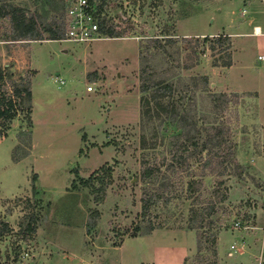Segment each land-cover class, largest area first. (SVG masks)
<instances>
[{"label":"rangeland","instance_id":"1","mask_svg":"<svg viewBox=\"0 0 264 264\" xmlns=\"http://www.w3.org/2000/svg\"><path fill=\"white\" fill-rule=\"evenodd\" d=\"M3 1L53 16L40 0ZM104 1L120 37L13 40L0 17V72L30 75L33 93L31 130L19 112L0 138V217L12 227L0 236V264H264V35L247 34L264 26V0ZM207 35L230 36L231 66L216 65L226 58ZM143 69L174 84L176 105L200 127L225 128L239 167L220 175L192 148L176 163L181 131L165 113H143ZM147 165L159 168L150 183ZM102 167L109 184L94 193L79 178ZM145 186L162 194L146 217ZM212 201L204 227H191L190 208ZM31 214L37 230L23 234Z\"/></svg>","mask_w":264,"mask_h":264},{"label":"trees","instance_id":"2","mask_svg":"<svg viewBox=\"0 0 264 264\" xmlns=\"http://www.w3.org/2000/svg\"><path fill=\"white\" fill-rule=\"evenodd\" d=\"M0 5V17L9 18L11 22V39L13 40H43V33L46 32L49 35V39L57 40L62 39L65 36V22L64 15L67 7L66 0H40L44 6H50V10L53 12V16L50 21L44 19L40 11L33 12L26 7L15 4H7L3 0ZM105 10V1L101 0L99 3V11ZM108 16H104L101 20V29L111 37H120L121 35L115 32L112 28L108 29ZM171 41V40H170ZM205 42H209L210 48L213 51L218 50L224 59L222 66H231V40L230 36L217 35V36H205ZM155 45H161L158 38L154 40ZM221 58V59H222ZM219 61V59H217ZM9 81H6L5 78ZM0 138L7 135L10 129V124L19 112H24L28 118V127L31 130L33 127L32 121V100L33 93L31 89V76H15V73H8L7 76L0 72ZM205 81L207 79L205 78ZM8 83L11 87L9 91L6 87ZM141 91L143 96L141 97V103L143 107V113L147 116H153L155 113H165L168 120L171 121L179 130L181 134L177 135L178 141H181L177 147L174 159L176 163H182L186 158L183 156V152L193 149L190 156L197 155V153H203L206 151L207 158L205 159V166L208 167L215 162L213 171L218 170V167L223 170L220 175H225L228 172V167H239L234 156V149L232 144L227 138L226 130L221 125H213L210 127H200L197 119H191L188 117L187 112L183 109H179L174 100L175 87L172 82L165 80H154L150 75H147V71L143 69V78L141 84ZM205 129V137L201 138ZM29 130V131H30ZM203 139V140H202ZM188 157V156H187ZM227 163V164H225ZM157 166L147 165L145 166L142 177L146 183L153 181V178L157 175ZM105 167L95 171L89 178H79L80 183L92 189L94 193L105 192L109 182L106 181V177L103 176ZM197 180H190L188 182L186 193L189 196L195 194ZM222 183V182H221ZM100 185V186H98ZM164 185V184H163ZM165 185H167L165 183ZM160 188L154 190L148 186L144 187L142 201L141 215L146 217L154 204L157 203L161 197ZM216 196L220 200H225L226 195L218 190ZM171 200L169 197L166 201ZM216 210V204L214 201L205 208H197L192 206L190 208L189 224L196 229H202L204 223L208 217L212 216ZM98 212L92 210L89 218L86 222L88 229L92 228L96 224V217ZM19 231L23 234L34 233L37 230V218L35 214H31L27 223H20ZM156 227L151 224L149 231L154 230ZM12 230V227L8 220L0 217V236L7 235ZM141 227L137 226L133 232V236H137L140 233ZM148 233V232H147ZM201 235H206V232L202 230ZM217 240V234H213V243Z\"/></svg>","mask_w":264,"mask_h":264},{"label":"built area","instance_id":"3","mask_svg":"<svg viewBox=\"0 0 264 264\" xmlns=\"http://www.w3.org/2000/svg\"><path fill=\"white\" fill-rule=\"evenodd\" d=\"M67 7L64 15L65 36L57 39L63 42L90 43L95 40L108 38L101 29V20L106 16V10L99 11L98 0H66ZM264 60V56H259ZM64 82L62 78L57 81ZM88 91L94 90L92 85H88ZM240 226L239 222L235 223ZM259 264H263L262 259Z\"/></svg>","mask_w":264,"mask_h":264},{"label":"crops","instance_id":"4","mask_svg":"<svg viewBox=\"0 0 264 264\" xmlns=\"http://www.w3.org/2000/svg\"><path fill=\"white\" fill-rule=\"evenodd\" d=\"M253 28H254V31L251 32V33H247L248 35H252V36H257V35L258 36H263L264 35V26L263 25H261V24H254ZM258 28H259V30H258ZM259 56H261V55H259ZM259 56H258V59H259ZM233 65H234V67L237 66L236 65V60L233 61Z\"/></svg>","mask_w":264,"mask_h":264},{"label":"bare ground","instance_id":"5","mask_svg":"<svg viewBox=\"0 0 264 264\" xmlns=\"http://www.w3.org/2000/svg\"><path fill=\"white\" fill-rule=\"evenodd\" d=\"M258 30H259V28H258Z\"/></svg>","mask_w":264,"mask_h":264}]
</instances>
